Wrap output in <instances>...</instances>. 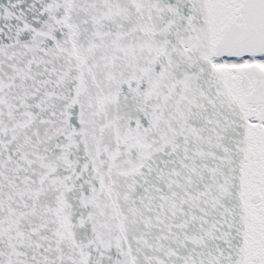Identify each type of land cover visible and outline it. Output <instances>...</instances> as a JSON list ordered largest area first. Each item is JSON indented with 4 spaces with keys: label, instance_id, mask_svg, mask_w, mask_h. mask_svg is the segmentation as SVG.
<instances>
[{
    "label": "snow or ice",
    "instance_id": "1",
    "mask_svg": "<svg viewBox=\"0 0 264 264\" xmlns=\"http://www.w3.org/2000/svg\"><path fill=\"white\" fill-rule=\"evenodd\" d=\"M0 264H264V0H0Z\"/></svg>",
    "mask_w": 264,
    "mask_h": 264
}]
</instances>
